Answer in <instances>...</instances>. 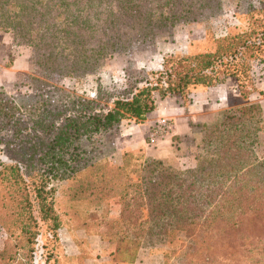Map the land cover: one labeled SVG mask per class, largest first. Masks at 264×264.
<instances>
[{
    "label": "trees",
    "instance_id": "obj_1",
    "mask_svg": "<svg viewBox=\"0 0 264 264\" xmlns=\"http://www.w3.org/2000/svg\"><path fill=\"white\" fill-rule=\"evenodd\" d=\"M245 3L248 29L215 40L211 52L167 59L163 71L153 73L130 98L113 100L110 108L37 78L16 97L0 89V226L22 222L27 240L25 246L6 247L2 264L34 253L30 247L40 235L34 230L37 220L45 225L50 220L44 212L45 196L53 191L48 187L67 181L75 182L73 199H99L107 193L121 197L120 222L103 223L104 231L98 232L103 241L109 233L117 237L115 262L133 263L142 249H154L152 243L173 241L174 234L184 232L185 254L192 258L188 264H264V162L250 153L264 132L260 103L226 110L214 126L201 124L217 136L206 139L209 156L192 170L162 160H147L133 170L127 157L120 165L102 162L97 148L83 146L101 134L144 122L157 108L156 93L162 99L187 97L196 87L234 79L242 99L264 95L251 78L254 62L264 57V0L260 7ZM223 10L224 0H0V30L32 47L39 67L80 79L97 72L103 60L155 42L162 31L210 22ZM100 168L113 172L111 188L105 180V185L77 180L84 172L97 177ZM136 170L135 182L130 174ZM123 181L126 185L119 186ZM147 225L152 228L146 234ZM117 227L127 234L119 236ZM154 235V242L148 240ZM132 237L138 242L134 249L125 243Z\"/></svg>",
    "mask_w": 264,
    "mask_h": 264
},
{
    "label": "rangeland",
    "instance_id": "obj_2",
    "mask_svg": "<svg viewBox=\"0 0 264 264\" xmlns=\"http://www.w3.org/2000/svg\"><path fill=\"white\" fill-rule=\"evenodd\" d=\"M245 1H252L256 7H260L259 0H224V10L221 17L201 24L189 23L178 25L173 31H162L156 36L155 42L134 47L127 53L117 54L110 59L103 60L97 72L80 79L63 78L57 73L39 67L33 59L32 47L20 43L19 39H16L12 32L0 30V44H3L5 47H11V50L7 53L0 51V89L4 90L8 95L16 97L20 93L28 92L30 90L28 85L34 78H37L53 87L74 93L79 97L97 99V103L102 109L110 108L113 100L117 98H130L132 91L137 87L145 86L146 80L154 78L153 73L163 71L167 59L171 57L196 56L211 52L215 50V40L227 36L230 32L235 33L248 29L251 21L247 15L248 10ZM17 69L20 75L14 74ZM263 75L264 57L263 62L257 61L253 65L251 78L254 80L255 85L257 80ZM228 82H233L236 85V90H238L240 96L239 99L231 100V108L217 112L210 120L198 121L196 123L191 121L192 133L187 136L184 146L179 145V143H184L180 138L177 144L173 137L176 128L174 121L170 117L162 118V121L168 120L172 124V131L168 136L164 138L160 137L159 140L152 142L151 135L153 128L162 121L152 128L149 137H147V142L151 146L154 145L156 149L163 148L174 152V156L154 157L148 155V151L145 148L121 153L119 148L120 131L125 129L124 127H128V125L118 130L101 134L93 141L85 142L83 146L97 148L95 154L101 156L100 160L102 162L106 159L115 165H120L124 161V158L127 157L131 159L129 168L133 170L138 168L137 165L139 163H144L147 160H162L169 167L182 171L192 170L196 168L199 160L209 156L206 139L217 136V131L212 134L206 133L207 128L203 130L201 124L214 126L221 119H224L220 116L222 112L258 103L254 97L250 100L242 99L236 80L228 79L226 83ZM199 88L202 87H196L194 90ZM193 91L187 97L175 96L168 98H177L184 107H188L192 102L191 96ZM165 99H162L159 94H155L156 110L158 109L159 101ZM261 124L264 126V118ZM196 125L198 128H193ZM249 125L250 127L256 126L254 123ZM252 139L249 140L248 144L252 143ZM256 142L250 153H252L254 159L257 158L258 161L264 162V132L259 134ZM2 159L10 163L9 159L5 156H2ZM84 173L77 180L81 182H97L98 180L102 182V180H105L109 182L108 188H111L113 183L116 182L111 177L113 176V172L104 168H100L97 177ZM137 173H140V171L136 170L130 174L135 182L139 178L136 175ZM103 174L106 178L101 176ZM105 181L101 184L105 185ZM74 183L73 181L54 182L52 185H49L48 191H53L45 196L44 207V212H48V216L50 215L48 225L43 224L39 219L37 220L38 225H36L34 230L40 232V235L37 238V243L30 247L35 248L34 253L29 256L19 254L17 259L11 264H59L61 253L68 251L71 245L66 244L67 247L65 246L62 249L61 245H63V242L60 239L59 229H53L51 225H58L61 229L69 228L72 230H86V226H88L89 229L92 228L91 232L97 231L96 233H98L104 231L103 223L120 222L122 210L121 197L106 196L109 194L107 193L103 195V198L99 199L96 197L73 199L71 194ZM120 185L123 187L126 185V181L119 183ZM41 201L42 199L35 202L36 212L34 216L36 218L40 216V203L38 202ZM143 213L147 218V210H143ZM148 226L145 227L146 234L148 229L152 228ZM24 227L25 224L22 222L15 224L11 221L6 225L0 226V254L6 247H14L18 243L21 246L27 244ZM116 232L119 233V236L127 234L126 229L120 230L119 227L116 228ZM109 234L110 237H105L106 241L104 240L107 245L106 247L108 249H115L116 244H118L117 237L113 233ZM148 238H150L148 240H152L153 242L156 239L155 235ZM172 239L174 240L157 242L155 246L152 243L150 246L160 250L165 256V261L169 264H188V261L192 258L190 256L186 257L185 254V247L188 242L186 234L178 232L174 234ZM125 243L132 246L133 249L138 245L134 237ZM23 252L27 253V248ZM120 258L124 259L122 256ZM1 261L0 257V264H2Z\"/></svg>",
    "mask_w": 264,
    "mask_h": 264
},
{
    "label": "crops",
    "instance_id": "obj_3",
    "mask_svg": "<svg viewBox=\"0 0 264 264\" xmlns=\"http://www.w3.org/2000/svg\"><path fill=\"white\" fill-rule=\"evenodd\" d=\"M11 47H5L0 44V51L7 53ZM18 63V62H17ZM16 68V67H15ZM14 74L20 75L15 70ZM256 87L264 93V75L256 82ZM192 102L188 107H184L177 98H167L160 100L158 109L151 113L144 123H133L124 127L120 131L119 148L121 153L125 151H134L145 148L148 155L154 157L174 156V152L163 148H155L147 142L150 131L164 117H170L174 121L175 132L173 137L178 144V139L186 144L188 135H191V121H207L223 109L231 108V100L239 99L238 90L233 82H228L222 86L211 88H199L193 91ZM257 99L264 109V95L256 93L252 98ZM60 239L63 242L62 249L70 244L68 251H63L60 255L61 264H169L165 261V256L160 250L142 249L139 251L136 260L133 263L115 262L112 254L114 249H108L106 243L98 233L88 232L87 230H72L69 228L59 229ZM71 249V250H70Z\"/></svg>",
    "mask_w": 264,
    "mask_h": 264
},
{
    "label": "built area",
    "instance_id": "obj_4",
    "mask_svg": "<svg viewBox=\"0 0 264 264\" xmlns=\"http://www.w3.org/2000/svg\"><path fill=\"white\" fill-rule=\"evenodd\" d=\"M171 131H172V124L168 120L162 121L153 128V132L151 135L152 142L159 140L160 137L164 138L168 136L171 133Z\"/></svg>",
    "mask_w": 264,
    "mask_h": 264
}]
</instances>
